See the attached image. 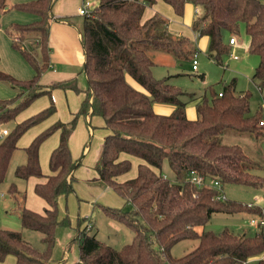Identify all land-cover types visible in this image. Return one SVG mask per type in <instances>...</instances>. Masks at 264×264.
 Returning a JSON list of instances; mask_svg holds the SVG:
<instances>
[{"label":"trees","instance_id":"1","mask_svg":"<svg viewBox=\"0 0 264 264\" xmlns=\"http://www.w3.org/2000/svg\"><path fill=\"white\" fill-rule=\"evenodd\" d=\"M91 12L82 15L78 30L84 55L87 86L82 90L76 77L49 85L40 83L48 66L47 35L53 0L15 2L12 8L31 12L37 20L9 25L11 45L34 70L30 78L19 79L0 70V81L8 83L15 93L0 98V125L15 121L0 135V182L4 180L13 153L22 148L25 159L13 174L16 178H44L34 185V192L47 207L37 212L25 206V191L14 182L7 187L13 211L23 227L40 232L42 248L26 240L21 231L0 227V261L6 255L15 257V264H60L52 259L58 226H69L67 215L58 219L57 198L72 190L73 172L81 157H72L69 138L77 118L83 116L89 128L105 129L95 169L97 179L125 198L128 207L100 205L103 212L132 232L131 241L116 248L98 239L90 227L75 228L69 242L78 244V259L73 264H264V230L252 234L238 233L224 227L221 231L202 230L213 213L246 212L261 215L257 205L250 206L236 199L217 197L219 190L190 181L194 171L208 182L243 184L264 189V176L254 172L261 163L249 156L240 145L220 140L232 131L238 135L259 138L264 135L260 107L250 112L249 90L235 92L234 78L216 88L209 84L196 100V118L185 115V104L193 94L156 78L154 60L149 50H164L176 58L192 59L196 52L193 40L174 35L167 29L168 20L159 12L142 19L145 6L156 0H94ZM174 13L182 15L186 3L198 7L191 29L198 36H207V53L222 64L231 52L229 38L243 33L249 39L247 50L258 56L251 75L259 89H264V0H163ZM6 0H0V11ZM38 35L39 50L21 47L25 34ZM39 56L37 58V54ZM130 75L145 91L130 85ZM55 88L71 89L83 98L69 121L56 120L38 132L26 145L19 147V138L31 126L50 117L55 105L16 121L17 115L41 95H50ZM221 93V95H219ZM184 96L186 98H184ZM190 99V100H191ZM153 102L174 104L169 114L153 111ZM58 132V142L49 153V173L44 174L39 162L41 143ZM126 153L139 158L133 177L118 180L131 167ZM167 161L172 178L163 174ZM183 239H197V245L181 256H173L171 248Z\"/></svg>","mask_w":264,"mask_h":264},{"label":"rangeland","instance_id":"2","mask_svg":"<svg viewBox=\"0 0 264 264\" xmlns=\"http://www.w3.org/2000/svg\"><path fill=\"white\" fill-rule=\"evenodd\" d=\"M94 3L95 1L92 0ZM161 4L168 5L167 3L160 0ZM19 13V12H14ZM82 19V15L79 16V20ZM197 36V43L198 47L196 46V49L198 51L196 60H197V70H192L191 65V59H181L176 58L172 54L164 51V50H149L150 55H152L154 59V66H153V74L156 78H160L163 75L167 74V72H173L175 69L182 68L184 70V76H180L179 78H175L174 83L178 85L181 89L184 90H192L193 92H196L197 95L202 93L204 90V87H206L209 84L214 85V87L218 88L220 87L221 83H228L230 80L234 78L235 80V92L237 94L240 93V91L243 90H249L251 92L250 97V109L251 111H254L258 106L262 107V112L264 116V89L259 90L254 82L252 81L251 74L254 70L255 65L258 63V56L256 54L250 53L247 48H245L244 43L247 40V36L241 33L237 36L236 40L237 43L235 46H232V50L235 54H237L238 59L232 58L229 54L224 56L222 58V64L216 63L211 59V57L207 53V45L208 41L205 40L203 36ZM10 40H12V36H9ZM204 40L206 45L202 44L201 41ZM244 42H241L243 41ZM28 42H32L30 45L26 44L25 47H27L28 50H30L29 47H33L32 44L35 45L34 38L29 37ZM16 53V52H15ZM18 53H20L18 51ZM0 57H2V52L0 51ZM18 57H20L18 55ZM21 61L24 62L26 59L21 54ZM24 59V60H23ZM26 65L28 64L27 61L25 62ZM29 65V64H28ZM175 66V67H174ZM5 69H4V68ZM30 67V66H29ZM224 67V68H223ZM15 65L10 64L8 61L4 62V66L0 62V70L11 74L12 76H15L14 73ZM204 75V77L201 79L200 74ZM125 78L129 84L133 86V83L137 86H140L142 91H145L144 88L138 84L130 75L126 74ZM3 85L6 86L8 89L13 88L6 82H3ZM82 86V85H81ZM140 90V89H139ZM65 93L61 89H54L52 93L47 97L49 98V101L47 102L46 95H41L38 98H36V102L33 106L27 107L26 110L20 112L18 115H20L21 118L26 117L24 114L25 112L27 114L33 112H37L38 110L42 109L43 107L49 105V103H53L56 107V113L54 117H61V121H68L71 117V112L75 108L72 109L71 103L68 101L70 97V93H66L69 95L67 99H65ZM73 95L78 96L76 92H72ZM81 94V93H80ZM7 95V90L0 88V97H4ZM80 96V95H79ZM66 100L68 103V108H63L66 106ZM78 100V97H77ZM156 103V102H155ZM154 103V104H155ZM59 104V105H58ZM171 104V103H170ZM62 106V107H61ZM175 106V105H174ZM192 108L195 106L194 103H192ZM17 115V116H18ZM53 115V114H52ZM50 115V116H52ZM262 116V119L264 117ZM83 116H79L76 121V125L74 128V131L72 134H75L79 137L81 133L85 130V138L83 141H78L76 138H73V147L70 149V152L72 150V157L77 159L80 156L81 157V163H86L89 166H93L96 158V154L99 155L100 149H98L99 144L101 143L102 136H103V130L101 128H96L92 132V134L88 133V130L86 127ZM15 121H10L6 124L0 125L1 128H7L13 126ZM49 119L46 121H40L39 123L34 124L31 126L27 131L24 132L22 138L20 141H23V143L28 142L30 138L35 136L38 132H40L42 129L46 127L47 124H49ZM71 134V135H72ZM53 135V134H52ZM50 135L46 140H44L41 145V148H46L49 146V143L51 142ZM70 135V137H71ZM70 140V139H69ZM220 140L224 143L228 144H238L242 147V149L252 158L257 160L261 163L262 167L257 168L254 170V172L264 176V136H260L259 138L251 137L250 135L244 134V135H238L232 131L224 132L220 135ZM85 142V143H84ZM23 143L20 144V146H23ZM84 143V145H83ZM102 146V145H101ZM83 147V149H82ZM25 159L24 151L22 148H18L14 153L13 156L10 159V163L8 165V169L6 172V175L4 177V180L0 182V227L6 228V229H12V230H19L24 235L25 239L30 241L34 246L38 248H42L43 244L40 240V232L29 229V228H23L20 224L19 216L18 214L13 211V204L10 196L8 195L6 188L11 183L14 182L16 185L20 184L22 188H24L26 181L20 178H16L13 174V171L15 167L22 163ZM131 167L129 171L127 172V175L134 176L135 170H136V164L140 160L139 158H136L134 156L131 157ZM43 166L45 169L42 168L41 163L40 167L43 171H46L48 169V157L45 158L43 161ZM163 174H166L167 176L171 177L173 176L172 170L170 169L168 162L165 161L163 164ZM109 190L114 195H117L118 197H122L119 195L115 190L110 188ZM223 192L226 195V198H232L236 199L241 202H256L259 205H264V189L259 187H252L247 186L243 184H236V183H225L223 185ZM102 196V198H104ZM256 198V200H255ZM102 202V201H99ZM112 206V205H107ZM122 207H128V204L125 201L124 206ZM261 209V208H260ZM255 217L264 218L263 211L261 209V215H254ZM249 217V214L246 212H238V213H222V212H216L213 213L210 217V219L203 225L197 226V230L201 232L202 230H213L215 232L221 231L224 227H227L231 229L234 232L242 233L241 230L244 229V233L246 234H252L258 230L256 227H251L247 223V218ZM94 222V228L91 229V233L95 234V236L105 241L106 243L112 245L113 247L119 248L123 244L128 243L131 241L133 232L132 230L124 225L123 223L114 220L110 217H108L103 210L97 209L93 216ZM59 231V240L56 241L53 248L52 253V259L56 261L61 260L62 254H64L65 259L61 262V264H73V260H75L78 257V244L76 242H70L73 231L71 229V225L69 226H58ZM68 234V238H66ZM198 243L197 239H183L174 244L171 248V254L173 256H181L185 254L186 252L193 249ZM3 261V260H2ZM2 261H0L2 263ZM4 264H7V262L3 261Z\"/></svg>","mask_w":264,"mask_h":264},{"label":"crops","instance_id":"3","mask_svg":"<svg viewBox=\"0 0 264 264\" xmlns=\"http://www.w3.org/2000/svg\"><path fill=\"white\" fill-rule=\"evenodd\" d=\"M23 1H28V0H6L5 9L0 11V51L2 52V57H0V62L2 63L3 66H4V62H6V61H8L12 65H15V67H17V68L15 69V72L12 74L15 75L14 77L19 78V79H25V78L32 77L34 75V70L28 62L27 63L29 65L28 64L26 65V63H25L26 61L24 59H23L24 62L21 61V59H22L21 53H18V50H16L11 45V40L9 38V36H11V35L8 32L7 28L9 27V25L11 23H14V22L25 23V22L37 20L39 18V16H37L34 13L18 10V9L11 7V5L13 3L23 2ZM82 1L83 0H53V2L51 4L48 35H47V40H46L47 52H48V66H47L46 70L40 76V83L42 85H49V84L54 83L56 81L68 79V78L75 76L77 79L78 86L82 90H84L87 86V80H86V76H85V72H84V55H83V51H82V46H81V42H80V34H79V30H78V24L80 21L79 16H81L78 13V8L82 4ZM160 2H161L160 0H156V2L154 4L145 6V9H144V12L142 15V19H145V18L151 16L154 12L157 11V12L161 13L168 20L167 29L170 33H172L174 35H186L191 40H193L195 43V46L198 47V45H196V43H197V36L196 35L197 34L191 29V22L195 16V13L198 12V10H199L198 7L194 6L191 3H186L184 6L182 15H177L174 13L172 7L169 4L163 5ZM15 11L19 12V13H14ZM29 37H33L34 42H35V45L32 44L33 47H29L30 50L37 52L39 50L40 42L38 39V35H36L33 32H29V33L25 34V38L21 44V47L27 49V47H25L26 44L30 45L32 43V42H28ZM203 37L205 38L206 41H208L207 36H203ZM241 42H244V40ZM236 43H237V40L235 39V42L231 44V52L229 55L232 58H234L233 55L237 56V54H235L232 50V46H235ZM248 43H249V39L247 37V40L244 43L245 48H248ZM202 44L206 45L204 40L201 41V45ZM197 53H198V51L196 49V56H197ZM18 55L20 57H18ZM36 56L38 58L39 53ZM234 59H238V56ZM190 67L192 70H197V63H196V69L192 68V62H191ZM152 72H153V67H152ZM180 76H184V70H182V68H180V70L175 69L173 72H167V74L163 75L162 77H167L169 83H172V84L176 83L177 84V82H174V81H177V80H175V78L177 79ZM200 76L202 79L204 77L203 73L200 74ZM133 87L138 89V90L139 89L141 90L140 86H137L134 83H133ZM0 88L7 90V95L4 96L6 98L11 97L15 93L14 89L12 90V89L6 88V86L3 85L2 81H0ZM55 89H59V88H55ZM204 89H205V87H204ZM184 90L186 92H190L193 94L194 98L193 99L190 98L191 100L190 99L187 100V102L185 104V115L189 119H194L197 116L196 107L194 106L192 108L191 105H192V103L196 104V100L200 99V97L204 93V90L202 93H200L198 95L196 92H193L192 90H187L185 88H184ZM259 90H262V89H259ZM52 91H51V93H52ZM63 91L66 93L67 92L70 93V97L66 93L64 96H65V99H67L69 97L68 101L71 103L72 109L75 108L71 112V117H72L73 113L77 110L81 99L83 98V94L77 93L78 96H75L72 93L74 91L71 89H65ZM241 93H242V91H240L239 94H241ZM45 97L47 98V102H48L49 98L47 97V95ZM77 97H78V100H77ZM40 98H38L37 100H39ZM184 98H186V97L184 96ZM37 100L35 99L31 103L30 106H33ZM69 102H67V100H66V106L63 108H68ZM154 103L155 102L152 103L153 111L156 113H159V114H169L173 111V109L175 107L174 104H170V103H166V102H156L155 104ZM30 106H28V107H30ZM259 107H260V110L262 111L261 106H258L256 109H258ZM25 110L26 109H24V111ZM56 111L57 110L55 107L54 113H56ZM254 111H251V109H250L251 113H253ZM54 113L52 116L47 118V120L49 119V122H50L49 124H51L52 122H54L56 120H60V118H61V117H57V118L54 117L55 116ZM24 115L26 117H28V116L32 115V113L27 114L25 112ZM262 116H263V112H262ZM26 117H24V118H26ZM24 118H21L20 115H18L16 117V121H20ZM45 121H46V119H45ZM84 121H85V124L87 125L86 118L84 119ZM49 124H47L46 126H48ZM86 127H88V126H86ZM97 127H98V125L95 127H91V128L88 127L87 128L88 133L92 134L94 129H96ZM98 128H101V127H98ZM2 129H7V128H5V127L1 128L0 129V135L2 134ZM101 129L103 130V136H102V140H101V143L99 144L98 149H100L103 138L106 135L105 129H103V128H101ZM22 136L19 138V140L17 142V145L19 147H22V146H20V144L23 143V141H20ZM32 138H33V136L30 138V140H28V142L23 143V146H26L31 141ZM73 138H76L77 142L83 141L85 138V130L83 133H81V135H79V137L76 135V133L71 135V137L69 138L70 139L69 140V148L70 149H72V147H73V141H72ZM50 140H51V142L49 143L48 147L41 148V149L39 148V162L41 163V166L43 169H45L43 166V163H44L43 161L45 160V158H47L49 156L50 151L52 150L53 147L56 146V144L58 142V132H54ZM84 143H83V145H84ZM82 149H83V147H82ZM71 155H72V150H71ZM131 157H132V155H129L126 153H121V155H120V158H129L132 162ZM97 158H98V154H96V158H95V162H94L93 166H89L86 163H84V164L80 163V165L73 172V174L75 176V180L72 183V187H73L72 190L66 194H59L58 198H57L58 219L60 220L65 215H67L69 218V221H70V225H71V229L73 231V234H74L75 228H77L78 226H79V228L90 227V231H91V229L94 228L95 224L92 221L93 216H94L95 212L97 211V209H101L100 205H108L109 204V205H112L113 207H122V206H124L125 201H126L124 197H118L117 195H114L113 193H111L109 190H111L110 188H112V187L104 184L102 181L97 179V171L95 169V165L97 163ZM42 172L44 174H47V173H49V169H47L46 171L42 170ZM135 173H136V170H135ZM126 174L119 176L117 179L118 180H124V179L130 178V177H133L132 175L126 176ZM43 180H44V178L30 176L28 179L25 180L26 183H25L24 188H22L20 186V184L16 185L19 190L25 191V194H26L25 206L32 209V210H35L37 212H41V213L47 207V203L45 202L44 199H42L37 194H35L34 185L37 182H40ZM6 190H7V188H6ZM104 195H105V197L102 198V196H104ZM99 201H102V202H99ZM256 205L262 209L263 214H264V205H259L257 203H256ZM251 217H254V216L249 215L247 220L249 221V219ZM248 221H247V223H248ZM23 228H25V227H23ZM256 228H258V230H256V232H258L262 229L264 230V224L262 226L256 227ZM57 229H58V227H57ZM57 229H56V234H55V237H56L55 243L57 240H59V231ZM241 231H242V233H244L243 232L244 229ZM23 237H24V235H23ZM68 237L69 236L67 234L65 239H67ZM52 253H53V251H52ZM62 256H63V254H62ZM77 259H78V257L73 261H76ZM3 261L7 262V264H15V257L11 254H8L5 256ZM3 261H2V263L0 262V264H4Z\"/></svg>","mask_w":264,"mask_h":264},{"label":"built area","instance_id":"4","mask_svg":"<svg viewBox=\"0 0 264 264\" xmlns=\"http://www.w3.org/2000/svg\"><path fill=\"white\" fill-rule=\"evenodd\" d=\"M95 3L92 0H83L82 4L79 6L78 8V13L80 15H87L91 12V10L93 9ZM229 42L230 43H234L235 39L233 37L229 38ZM234 58H236V55H233ZM192 62V68L196 69V52L193 55V58L191 59ZM219 95H221V93H219ZM259 125H264V119H262L261 121H259ZM7 129H2V133H6ZM189 179L191 182L200 185V186H211L214 187L216 189L219 190V193L217 195L218 198L220 199H226V195L223 192V187L221 185V183L218 180H212L211 182H208L204 179L203 176L198 175L197 173H195L194 171H191L189 173ZM256 200V198H255ZM248 204L250 206L256 205V202H248ZM248 224L252 227H260L264 224V219L260 218V217H251L248 221Z\"/></svg>","mask_w":264,"mask_h":264},{"label":"water","instance_id":"5","mask_svg":"<svg viewBox=\"0 0 264 264\" xmlns=\"http://www.w3.org/2000/svg\"><path fill=\"white\" fill-rule=\"evenodd\" d=\"M84 66H85V63H84Z\"/></svg>","mask_w":264,"mask_h":264}]
</instances>
